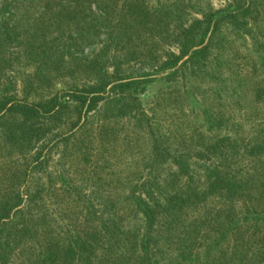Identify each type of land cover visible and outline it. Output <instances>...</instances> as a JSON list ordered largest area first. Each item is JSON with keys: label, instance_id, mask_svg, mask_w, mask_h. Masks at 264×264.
Here are the masks:
<instances>
[{"label": "rangeland", "instance_id": "obj_1", "mask_svg": "<svg viewBox=\"0 0 264 264\" xmlns=\"http://www.w3.org/2000/svg\"><path fill=\"white\" fill-rule=\"evenodd\" d=\"M45 3L0 0V8L8 5L0 14L8 38L0 44V101L9 96L33 104L56 94L66 101L48 117L0 114L1 236L27 231L33 244L27 250L22 240V253L17 244L2 247L0 264L12 263L11 255L12 264L19 256L45 264L49 252L63 254L78 238L98 251L94 238L118 236L119 229V236H129V249L136 236H147L150 252L161 255L180 238L224 230L232 236L224 250L234 264L262 263L264 232L231 219L249 208L250 183L264 187V157L258 153L260 163L250 154L252 143L264 139V0H73L65 2L67 17L43 12ZM210 13L214 34L205 65L160 67L179 54L193 20H209ZM100 77L139 84L126 93H102L94 105L70 98ZM177 159L199 182L210 170L233 180L240 209L217 196L165 221L158 213L162 191L149 185L186 180ZM148 189L153 195L144 192V200L157 220L147 229L145 214L132 210L131 201ZM107 256L122 263L116 253Z\"/></svg>", "mask_w": 264, "mask_h": 264}, {"label": "trees", "instance_id": "obj_2", "mask_svg": "<svg viewBox=\"0 0 264 264\" xmlns=\"http://www.w3.org/2000/svg\"><path fill=\"white\" fill-rule=\"evenodd\" d=\"M45 1H47V3H45L46 5L44 6V8H42L43 12H57L53 15L60 14L62 17H67L65 16V14L70 12L71 10L68 8V5H65V2L69 3L73 0ZM170 6H167V8H170ZM60 7L62 8L59 10ZM7 10L8 5L2 6V8H0V14H3ZM102 15L106 16V13H102ZM214 16L215 14L210 13V19L205 21L194 19L192 24H189L190 26L188 25L189 27L185 29V35L182 37V40H180L182 42L179 46V54H170V56L168 57L169 59L167 58L165 62L160 63V67L169 69L171 67H175L181 61L183 62V64L196 63L199 65V67H203L208 56V43L210 42V39H212L211 37L214 34V24L212 21V18ZM177 26H179V24H177ZM6 28V23H2V21H0V44L6 43V41H8V38L2 37V34L6 30ZM216 28L218 29V26ZM67 35H71V33ZM96 35L108 36L109 34H107L106 32H97ZM72 36L76 35L72 34ZM122 38L124 39V37ZM60 39L64 38L61 37ZM103 78L101 79L100 77V80L98 81L102 82H98V84H95V86H85L80 90L73 91L71 94H69L70 98L82 104H85L87 101H89L91 105H94L95 103L102 100V93H105L107 91L112 93H126L132 91L133 88L136 87V85L138 86L139 84V82L137 83L134 79L126 80L117 77L115 80L116 82L111 83L110 79L105 80L104 78L103 80ZM95 94L97 96H94ZM65 103L66 101L64 100V98H61L59 94L51 96L45 100L35 102L33 104H18V102H15L14 98L4 96L0 101V114H3L7 111L20 110L24 115H26V117H48L50 115L52 116L58 110H60V108L63 107ZM262 138H264V132L262 133L260 139ZM258 153L262 154V157H264V139L262 141L253 142L251 145L250 154L252 155L253 160L260 162L261 159L258 158ZM176 161L179 163L182 173L186 175V180H183L181 176L180 180L174 179L167 182L163 179L160 180V182H152L149 185L150 187L155 186L156 190L158 189V191L160 192L162 191L161 194L162 197H164V203L162 205L161 203L157 202V204L162 205V209L159 210L158 213H160L162 217H165V221L171 222L172 216L174 214H177L179 216L180 214L185 213L187 215L188 212L185 209L187 205H196L199 202L208 204L210 201L212 202V200H214L217 196L220 199L223 197L228 205H233L234 208L240 209V205H234L236 203V200L237 203L241 202V196L240 194H237L239 193L240 188L239 185H236L233 182V180H230L229 178L227 179L226 177H221L219 175V171L210 170L207 178L205 180L200 179L199 182L191 173V169L187 168V164L185 162L179 161V159H177ZM262 162L264 163V159L262 160ZM249 181L251 180L249 179ZM187 188H189L190 190H188ZM140 189H142L141 186H135L134 193L136 191H139ZM243 189L246 188L244 187ZM144 192H150V195H153L150 189L139 192V196H133L135 201H131L134 204V207L131 208L134 211L137 208L139 209V211L145 214V217L147 219L145 224L148 229L155 219V210L151 207L150 200L145 202L144 199L146 197L144 196ZM155 192L156 191H154V193ZM257 194H260L261 198L255 200L254 197ZM125 195V198L127 200L131 196L129 193ZM249 199L251 201V203L249 204V208L246 210V207L243 206L240 211L237 210L239 212H237L236 215H234L235 218H232L231 220L236 219V223L238 222V227L240 226V221L248 222L249 226L256 225L261 229L262 232H264V187L260 184V181L255 180L254 183L252 182L249 184ZM129 208L130 207L128 206L127 209L124 210L128 211ZM9 211L10 209H8V212ZM110 211L111 215H114V210L110 209ZM169 211L170 213L166 214ZM185 214H183V216H185ZM219 215L220 214H214L213 218L215 219ZM228 216L231 217L233 216V214H229ZM209 217H211V214H208V218ZM177 219V217L173 218L174 221H176ZM155 220H157V216ZM113 224H116V222H114ZM208 230L210 231L209 228H205V230L202 231L206 232ZM4 231V226L0 224V251H2L1 248L4 246H8L9 244H17L22 253L23 249L20 245V243H22V240H26L25 243L27 244V246H23L25 249H27V247L28 249L32 248L33 244L30 243L31 236H27V231H20V236H1ZM33 233L35 234V230ZM114 234L118 236H96L94 238V240L98 243L97 245L101 247L98 251L95 250L94 244L88 245V242H85L81 238H78L73 242L71 241L66 244L65 250H62L63 254L58 252L56 249L49 252V254L44 257V259H46L47 257V259L45 260V264H219V262L220 264H234L233 258H228V250L227 252L224 250L226 241L231 240L232 236H227L228 233L224 230L214 232L215 235H208L206 233L207 236H198L194 239L191 236H188L186 239L180 238L177 243H174L171 248H169L167 252L162 251V254L165 253L164 255H161L160 251H158L157 253L150 252L148 246L149 239L147 236H136L134 241L135 244H133V249H129L131 248L129 236H119L123 234L122 232H120V229L119 231H115ZM32 243H34V241ZM76 243L78 245H75ZM83 250H85L84 255ZM222 251L223 254H221ZM111 253H116L118 257H122V263L110 261L111 256L108 257L107 255ZM167 253L168 257L166 256ZM9 254H11V252ZM258 255H260L259 258L262 262L260 264H264V244L262 252ZM19 257L21 260L17 261L16 264H35L38 260L35 259L32 261L28 256H26L25 258H22L21 256ZM2 259L3 256L0 253V261ZM8 259L13 263L12 255L10 256V258L8 257Z\"/></svg>", "mask_w": 264, "mask_h": 264}]
</instances>
